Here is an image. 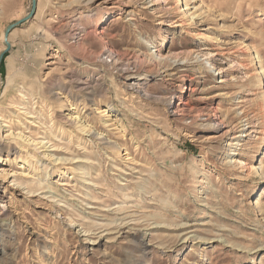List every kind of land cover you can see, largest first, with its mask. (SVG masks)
Listing matches in <instances>:
<instances>
[{
	"label": "rangeland",
	"instance_id": "374dc122",
	"mask_svg": "<svg viewBox=\"0 0 264 264\" xmlns=\"http://www.w3.org/2000/svg\"><path fill=\"white\" fill-rule=\"evenodd\" d=\"M9 41L0 264H264V0H38Z\"/></svg>",
	"mask_w": 264,
	"mask_h": 264
},
{
	"label": "bare ground",
	"instance_id": "6f19581e",
	"mask_svg": "<svg viewBox=\"0 0 264 264\" xmlns=\"http://www.w3.org/2000/svg\"><path fill=\"white\" fill-rule=\"evenodd\" d=\"M186 5L188 6L189 4L188 3H186ZM199 11H200V7L199 6H197V4H194V6L193 7H188L187 9H185L184 11H183V19L181 20V23L183 24V25H187V21L189 20H191L192 18H194L196 15L197 16H199L200 15V13H199ZM192 16V17H191ZM2 38H3V41H5V32H3L2 33ZM9 39V38H8ZM258 57V56H257ZM213 65V64H212ZM171 66H174V68H177V67H179V65H178V63H176V61H173L172 63H171ZM214 66V65H213ZM260 80V82L262 83V79H259ZM261 107H260V112L262 113V115H264V100H263V102H262V104L260 105ZM77 108V107H76ZM113 107L111 106V109L108 107V111L107 110H103L102 112L104 113V116H111V114H110V112L111 111H113V110H115V109H112ZM20 109V108H19ZM20 113H24V112H20ZM31 112H29V113H27V116H28V114H30ZM2 114H0V116H1ZM20 116V115H19ZM33 115H31V117L29 116V118H34V117H36V116H34V117H32ZM70 117H71V120L73 119L74 121H75V124L77 125L78 123H80L81 122V124L79 125L81 128H82V130H84L85 132H91V130H92V126L89 124V123H85L84 121H82V119H83V117L81 116V115H77V112L75 111V112H73L71 115H70ZM77 118H78V121H77ZM2 119V118H1ZM36 119V118H35ZM11 120H12V118L9 120V121H7V122H11ZM108 120H110V119H108ZM32 123V122H31ZM105 123H108L107 121L105 122ZM3 127L2 128H4V127H7L8 126V123L7 124H3L2 125ZM0 131H1V129H0ZM11 134L13 135L12 136V138L14 137L15 139H24L25 137L22 135V133L20 132H18V133H15L14 131L13 132H11ZM102 133H100V132H97L95 135H101ZM240 136H242V135H235V137H233V138H239ZM46 139H47V137L46 138H43V139H41V141L39 142V144H41V147H46V144H48L49 143V141H46ZM30 141H33L34 142V140L32 139V138H25L24 140H23V143L22 144H18L19 145V147L21 148L20 150H24V151H26V144H28ZM38 144V143H37ZM228 145L229 144H231V145H237V144H240V142L239 141H235V143H227ZM28 151V150H27ZM224 154H231L230 153V148H228V147H224ZM28 158V157H27ZM228 162H231L232 161V156L231 155H228ZM0 160H1V155H0ZM26 162V161H25ZM30 162V161H29ZM241 163L242 164H244L242 161H241ZM24 164V163H23ZM29 164H32V162H30ZM28 168V167H27ZM2 173H5V170L2 172ZM9 173V172H8ZM30 174H31V172L29 171V172H26V171H23L22 173H21V176L22 177H24V178H30L31 176H30ZM8 176H10V175H8ZM14 176V175H13ZM16 176V175H15ZM6 177V176H5ZM18 179H19V177H16L15 179H14V182H13V184L14 185H16V184H18V182H16V181H18ZM13 185V186H14ZM57 185L58 186H66L67 185V182H66V180H59V181H57ZM20 187V186H19ZM19 187H17L18 189H19ZM15 188V187H14ZM30 192V191H29ZM32 192V191H31ZM7 224L6 223H4V222H0V231H4V230H6V228H7Z\"/></svg>",
	"mask_w": 264,
	"mask_h": 264
},
{
	"label": "water",
	"instance_id": "95a60500",
	"mask_svg": "<svg viewBox=\"0 0 264 264\" xmlns=\"http://www.w3.org/2000/svg\"><path fill=\"white\" fill-rule=\"evenodd\" d=\"M37 9H38V0H32V10L30 11V13L23 17L22 19L20 20H17L11 24H9L4 32H5V42H6V48L0 53V70H1V65H2V62H3V59H4V56L6 54V52H8L10 49H11V43L9 41V35L11 33V31L16 28L19 24H21L22 22L26 21V20H29L31 18H33L37 12ZM0 82H1V77H0Z\"/></svg>",
	"mask_w": 264,
	"mask_h": 264
}]
</instances>
